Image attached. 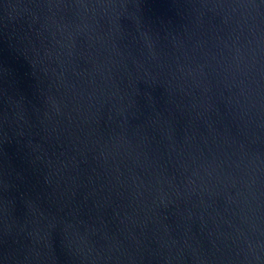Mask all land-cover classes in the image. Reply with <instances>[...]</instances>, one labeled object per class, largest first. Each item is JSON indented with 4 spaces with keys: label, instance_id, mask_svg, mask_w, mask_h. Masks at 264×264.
Instances as JSON below:
<instances>
[{
    "label": "water",
    "instance_id": "95a60500",
    "mask_svg": "<svg viewBox=\"0 0 264 264\" xmlns=\"http://www.w3.org/2000/svg\"><path fill=\"white\" fill-rule=\"evenodd\" d=\"M0 264H264V0H0Z\"/></svg>",
    "mask_w": 264,
    "mask_h": 264
}]
</instances>
